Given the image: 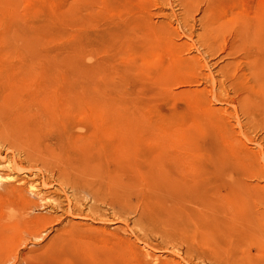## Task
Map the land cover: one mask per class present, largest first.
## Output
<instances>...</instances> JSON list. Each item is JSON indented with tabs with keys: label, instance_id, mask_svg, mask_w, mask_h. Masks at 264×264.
Masks as SVG:
<instances>
[{
	"label": "rangeland",
	"instance_id": "1",
	"mask_svg": "<svg viewBox=\"0 0 264 264\" xmlns=\"http://www.w3.org/2000/svg\"><path fill=\"white\" fill-rule=\"evenodd\" d=\"M251 20L264 0H0V264H239V226L264 231Z\"/></svg>",
	"mask_w": 264,
	"mask_h": 264
},
{
	"label": "bare ground",
	"instance_id": "2",
	"mask_svg": "<svg viewBox=\"0 0 264 264\" xmlns=\"http://www.w3.org/2000/svg\"><path fill=\"white\" fill-rule=\"evenodd\" d=\"M263 28H264L263 22L251 20L250 24H248L245 27V30H246L248 37L251 40L256 41V39L258 38V34L256 30H261ZM160 40L163 41L162 38H157L156 45L152 47L149 44V41H150V37H149L147 44L145 45V53L150 54V55L154 54L157 58L166 57L168 58L167 61L170 62L171 65H176L178 63L177 58H174V55L171 56V54H169L168 46L161 45V43L159 44ZM246 59L248 61L249 71L251 72L252 75L264 74V49H259L257 51V55L250 56ZM159 64H160L159 66L163 70L168 68V64L163 63V60ZM86 105L84 106L86 107ZM104 115L108 117L107 113ZM253 161H256V160H253ZM257 165H259V161H257ZM67 173L61 170L60 173H58V176L60 178L65 177L67 176ZM69 184H71L73 189L85 187L90 192L91 198L95 201H97L98 199H101L100 197L101 195H106L107 196L106 199H108V202L110 205H115V203L123 204L121 200L122 195L120 194L119 192L120 189L118 187V184L122 187V189L126 187V183L122 180H119L117 182L114 181L112 182V185L110 184L103 185L100 183L97 184V182L94 181V179H89L88 174H84L83 172H81V174L76 175L74 179L69 178ZM9 187H10V184L3 186V188H9ZM36 194H39V193H36ZM250 216L251 218H253L250 222L246 221L243 224V226H239V264H264V231L258 230L255 227V221H254V219H257L256 216H259V213L252 212ZM225 233L226 231H224L223 233H220L219 231L215 229L212 233L211 238L214 241V245L218 249L224 245L222 242H219V239H222ZM230 238L231 236L228 237V239ZM202 255H204L203 252H202ZM144 257L145 259L149 260L148 262H146V264H161L159 257L153 255L148 250L146 251L144 250ZM200 258H202L201 255L200 257L198 256V259Z\"/></svg>",
	"mask_w": 264,
	"mask_h": 264
}]
</instances>
